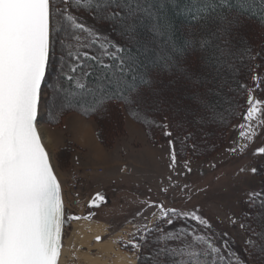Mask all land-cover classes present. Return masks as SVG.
<instances>
[{"label": "snow or ice", "instance_id": "1", "mask_svg": "<svg viewBox=\"0 0 264 264\" xmlns=\"http://www.w3.org/2000/svg\"><path fill=\"white\" fill-rule=\"evenodd\" d=\"M82 11L91 24L79 15ZM170 11L185 16L194 29H208L209 37L177 47L170 40ZM244 13L264 22V0H0V264H60L65 203L38 131L44 98L53 117L84 100L86 116L106 112L109 104L123 105L169 138L170 166L175 169V141L186 144L192 133H174L148 115L158 77L168 74L184 83L203 112L197 113L199 122L224 120L208 99V85L225 68H236L237 55L264 64V46L242 53L232 46L233 33L248 18ZM164 37H169V50L150 55L152 45ZM53 76L48 89L46 82ZM247 92L246 123L240 127L247 128L241 137L251 141L256 135L252 122L261 123V101ZM258 152L264 154V148ZM250 171L255 175L259 169ZM97 201L105 202L104 195L97 193L88 206L99 207ZM245 204L252 211L239 219L230 216L229 222L247 234L245 256L264 264V190L249 193ZM148 207L158 213L137 228L139 236L133 234L131 242L140 253L139 264H247L234 250V240L225 238L229 234L217 233L196 210L165 209L162 203Z\"/></svg>", "mask_w": 264, "mask_h": 264}, {"label": "rangeland", "instance_id": "2", "mask_svg": "<svg viewBox=\"0 0 264 264\" xmlns=\"http://www.w3.org/2000/svg\"><path fill=\"white\" fill-rule=\"evenodd\" d=\"M187 62L193 63L192 57H187ZM257 63L250 90L253 97L261 101V123L252 122L256 130L253 139L248 141L241 137V131H247L246 127H240L246 123L243 115L247 105L242 117L231 128L226 147L215 156L200 160L182 159L178 156L175 144V169L170 166L171 149L168 139H163L156 145L152 144L145 129L129 116L128 128L131 130L130 125H134V132L129 138L127 132L126 137L118 141L113 149H108L99 142L97 125L93 120L81 118L78 114L73 115L87 124L86 129L89 135H93L100 153L94 148L88 152L87 149L72 145L73 159L75 155L77 158L75 163L68 164L66 144L63 143L66 139V118L62 127L51 126L49 122L53 116L49 114L47 96L44 98L41 105L43 118L38 129L62 186L65 211L81 217L64 226L60 264H92L94 261L97 264H114L123 254H127L129 259L137 261L138 264L139 252L131 247V242H135L133 234L139 236L137 228L142 229L152 221V213H158L157 208L148 205L159 203L165 208L179 203L193 205L205 214L216 230L229 234L228 237L234 240L238 253L243 252L247 234L238 227H233L229 217L234 215L239 219L248 194L264 190V177L261 176L264 154L258 152L260 148H264V97L258 93L261 74ZM166 78V81L164 79V82L158 81L156 84L157 107L166 103L170 94L186 88L174 76L167 74ZM54 80L55 76L49 83L52 84ZM181 103L189 104L184 99ZM191 106L196 104L192 103ZM145 137L149 143H145ZM46 138L50 140L49 145L45 143ZM242 145H247L243 151ZM252 167L259 169L255 175L250 171ZM241 169L247 170L242 172ZM91 170L103 173L90 174ZM77 175L81 176V180L75 187L74 179ZM111 189L116 192L110 196L109 203L94 210L88 206L97 193L106 197L104 191ZM90 214H95V217L86 219ZM91 223L99 224L101 232L91 234ZM81 224H84V229L80 231L78 228ZM105 247H111L114 253L106 255Z\"/></svg>", "mask_w": 264, "mask_h": 264}, {"label": "trees", "instance_id": "3", "mask_svg": "<svg viewBox=\"0 0 264 264\" xmlns=\"http://www.w3.org/2000/svg\"><path fill=\"white\" fill-rule=\"evenodd\" d=\"M79 15L83 17L85 22L89 24L93 22L92 18L86 12L82 11ZM244 15L248 18L246 22L243 23V26H238V30L233 33L232 46L237 49L238 53L244 52L246 48H251L256 52H259L261 47L264 46V22H262L258 16L253 17L248 13H244ZM169 16L174 25V30L170 35V40L171 42H174L177 47H182L189 39L198 41L201 38L209 37L208 29L199 27L194 29L190 26L188 19L185 16H177L171 11L169 12ZM102 30L107 31V27L104 26ZM112 39L119 42L118 37L114 34L112 35ZM212 39H214V37H212ZM168 46L169 37H164L152 45L153 52L150 53V55L155 56L157 52H167L169 50ZM234 62L236 64V68L234 70L225 68L220 77L208 85V87L212 89V91L208 93V99L217 110L223 112L225 118L222 121L208 118L204 122H199L197 119V113L202 115L203 112L197 107V105L194 107L191 106L192 103L195 105L196 102L193 100L190 90L187 88L182 91H179L180 89H178L179 92L170 94V96L166 99V103L162 106L159 105L158 107V104L156 103L158 102L156 100L158 96L157 94L152 95L151 99L153 103L148 111V115L152 119L167 123L169 125V130H172L174 133L179 132L181 135H186L187 132L192 133V139L187 140L186 144H181L179 140L175 141L178 156L180 158L200 160L213 157L222 151L228 142L231 128L242 117L244 111L246 110L248 95L247 90L251 88L253 83L252 80L257 62L261 74L260 82L264 81V64H262L261 60H250L246 55L243 57L237 55ZM166 77L167 74H161L158 77V81L162 82L164 79L166 81ZM260 82L258 86V93L260 96L264 97V83ZM241 85L246 87H241ZM46 87H51L49 80L46 82ZM166 94L169 95L168 92H166ZM182 99L189 102V104H182ZM87 105L88 101L84 100L80 104L67 106L62 113H59L56 117H51V122H49L50 125L54 127H62L65 118L72 114H78L87 120H93L97 125V137L99 142L104 147L113 149L118 141L126 137V119L127 116H129L133 121L145 129L152 144L156 145L163 139H169L162 134L159 127H149L145 125L135 118L123 105L109 104L106 112L99 115L93 113L86 116L84 115V109ZM154 108L156 109L154 110ZM42 118L43 115L41 106L39 123ZM193 144H195L194 150L192 148ZM71 146V144H68L65 150L68 164L72 162L74 154V149ZM261 173V176L264 177V164L262 165ZM114 192L116 191L113 189L104 191L105 196L108 198L106 203H109V198ZM169 208H176L182 211L196 210L199 215L210 222L205 214L193 205L179 203L172 205ZM94 209L96 208L92 207V210ZM251 211L252 210L248 209L245 204L242 213ZM70 216H74V214L72 215L67 212L66 223L74 221V219H67V217ZM93 217H95V214H92V218ZM190 223H192L194 227H198L195 225V222ZM214 229L216 230L215 227ZM200 231L203 230L200 229ZM216 232L221 233L218 230H216ZM232 246L238 253V249L234 247V244ZM239 254L247 259V264H254V260L247 258L244 251Z\"/></svg>", "mask_w": 264, "mask_h": 264}, {"label": "crops", "instance_id": "4", "mask_svg": "<svg viewBox=\"0 0 264 264\" xmlns=\"http://www.w3.org/2000/svg\"><path fill=\"white\" fill-rule=\"evenodd\" d=\"M73 115L77 114H72L66 118V139H64L63 143L66 146L68 144H71L73 146H76L78 148H84L91 151V148L96 149L97 151L99 150L98 145L96 144V141L93 138V135L88 133V130L86 129L87 124L82 121L79 117H73ZM83 118V117H81ZM129 122L126 119V129L128 132V138L130 137L131 133L134 132L135 127L134 125H130L131 130L128 128ZM68 129H71V131L68 132ZM97 130V129H96ZM149 143L148 138L146 139L145 137V143ZM53 143V140H52ZM97 147H96V146ZM98 153H100L98 151ZM77 154V152H76ZM102 155V153H101ZM77 156H74V159L72 162L75 163ZM137 264V261H136Z\"/></svg>", "mask_w": 264, "mask_h": 264}, {"label": "bare ground", "instance_id": "5", "mask_svg": "<svg viewBox=\"0 0 264 264\" xmlns=\"http://www.w3.org/2000/svg\"><path fill=\"white\" fill-rule=\"evenodd\" d=\"M45 143L49 145L50 140L48 138L45 139ZM82 225V224H81ZM80 231L84 229V224L78 228ZM91 234L95 235L101 232V227L99 224L91 223L89 226ZM106 248V247H105ZM103 248V249H105ZM106 255H110L111 253H114V250L111 247H107L106 249ZM136 262L134 260L129 259L127 254H123L117 258V261L114 262V264H135ZM92 264H97L92 262Z\"/></svg>", "mask_w": 264, "mask_h": 264}, {"label": "built area", "instance_id": "6", "mask_svg": "<svg viewBox=\"0 0 264 264\" xmlns=\"http://www.w3.org/2000/svg\"><path fill=\"white\" fill-rule=\"evenodd\" d=\"M99 173H103V171L98 172L97 170H91L90 174H99ZM79 180H81V176L77 175L74 179V186L77 187L78 186V182Z\"/></svg>", "mask_w": 264, "mask_h": 264}, {"label": "water", "instance_id": "7", "mask_svg": "<svg viewBox=\"0 0 264 264\" xmlns=\"http://www.w3.org/2000/svg\"><path fill=\"white\" fill-rule=\"evenodd\" d=\"M39 119H40V116H39V118H38V125H39ZM38 131H39V129H38ZM43 141V140H42ZM44 143V142H43ZM46 147V146H45ZM46 150H47V148H46ZM48 151V150H47ZM49 153V152H48ZM50 155V154H49ZM50 159H51V157H50ZM52 163V162H51ZM56 174V173H55ZM58 178V177H57ZM59 180V179H58ZM60 182V181H59ZM60 185H61V183H60ZM61 192H62V186H61ZM62 197H63V193H62ZM98 204H100V206L99 207H95V208H100L101 206H102V202L101 203H98ZM67 212L65 211V214H66ZM63 233H64V229H63ZM62 240H63V236H62Z\"/></svg>", "mask_w": 264, "mask_h": 264}, {"label": "flooded vegetation", "instance_id": "8", "mask_svg": "<svg viewBox=\"0 0 264 264\" xmlns=\"http://www.w3.org/2000/svg\"><path fill=\"white\" fill-rule=\"evenodd\" d=\"M107 200H108V198H107V197H105V202H103V204H104V203H106V201H107Z\"/></svg>", "mask_w": 264, "mask_h": 264}]
</instances>
